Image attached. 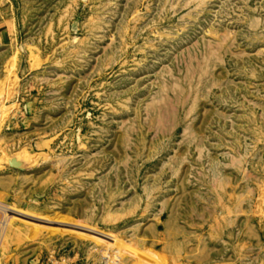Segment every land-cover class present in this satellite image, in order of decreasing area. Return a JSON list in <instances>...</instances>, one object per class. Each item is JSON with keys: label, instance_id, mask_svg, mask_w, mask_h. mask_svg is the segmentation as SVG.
<instances>
[{"label": "rangeland", "instance_id": "rangeland-1", "mask_svg": "<svg viewBox=\"0 0 264 264\" xmlns=\"http://www.w3.org/2000/svg\"><path fill=\"white\" fill-rule=\"evenodd\" d=\"M0 264H264V0H0Z\"/></svg>", "mask_w": 264, "mask_h": 264}, {"label": "bare ground", "instance_id": "bare-ground-1", "mask_svg": "<svg viewBox=\"0 0 264 264\" xmlns=\"http://www.w3.org/2000/svg\"><path fill=\"white\" fill-rule=\"evenodd\" d=\"M11 41V40H10Z\"/></svg>", "mask_w": 264, "mask_h": 264}]
</instances>
